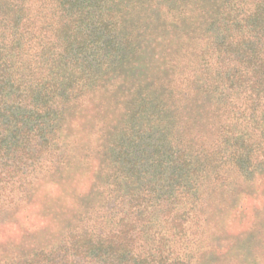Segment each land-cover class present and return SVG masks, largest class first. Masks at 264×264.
<instances>
[{"label":"trees","instance_id":"1","mask_svg":"<svg viewBox=\"0 0 264 264\" xmlns=\"http://www.w3.org/2000/svg\"><path fill=\"white\" fill-rule=\"evenodd\" d=\"M78 165L68 231L0 264H226L211 224L264 184V0H0V202Z\"/></svg>","mask_w":264,"mask_h":264},{"label":"rangeland","instance_id":"2","mask_svg":"<svg viewBox=\"0 0 264 264\" xmlns=\"http://www.w3.org/2000/svg\"><path fill=\"white\" fill-rule=\"evenodd\" d=\"M76 135L84 136L79 131ZM95 158L86 166L96 165ZM75 168L77 173L67 176L70 180L61 186V192L42 184L33 188L31 201L20 202V207L0 202V259L51 244L68 231L72 217L68 210L73 202L70 195L89 188L91 182L86 167ZM238 199L234 207L230 201L224 202L222 212L211 224L208 243L218 250L216 258L220 263L227 264L231 258L237 261L235 256L242 255L248 264H264V184L260 182L256 187L245 184Z\"/></svg>","mask_w":264,"mask_h":264}]
</instances>
